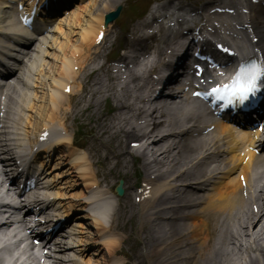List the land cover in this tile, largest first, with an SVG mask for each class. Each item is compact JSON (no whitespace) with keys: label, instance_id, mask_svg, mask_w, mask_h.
<instances>
[{"label":"bare ground","instance_id":"obj_1","mask_svg":"<svg viewBox=\"0 0 264 264\" xmlns=\"http://www.w3.org/2000/svg\"><path fill=\"white\" fill-rule=\"evenodd\" d=\"M107 2L115 1V0H105ZM108 4V3H106ZM1 6H0V35L4 33L16 32L20 33V31L16 30L12 25L13 22V15L10 13L9 16H5V14H1ZM104 8L94 11L90 10L87 13V19L82 16V14L74 13L72 18V23L70 20L68 21V25L71 24V27L74 25L76 27L75 30L70 31V35L66 36L69 40L65 43H62V59L59 66V71H57V76L50 78V82L45 81L46 79L40 77L44 81V87L48 89L47 93V100L44 101H34L38 97L37 85H41L42 83L37 80H33V73L35 75L36 71L38 74L42 71V61L36 54H32L31 50L29 49V59L26 61L22 68H19V76L15 77V88L13 92H16L19 96V106L21 107L22 114L29 110L31 111L33 108H37L34 117L35 124L32 123L33 116L29 117L27 114L23 115L25 118L21 119L19 122L12 121L10 124V130L5 129L7 133H11L15 140L16 144L25 148L24 142L28 139V136H25L27 132V127L35 129L36 126H39L41 117L39 116V112H44L45 110H50V113H47L43 116V122L40 125V129L36 130L35 132L38 134L43 127V129L47 128L51 131L55 130V127H64L67 119L73 117V122L76 123L77 121L81 123L83 126H90L92 132L94 133L95 142H98V146L102 145H109L108 151L110 152V156L106 155L104 157V161H106V165L111 163V161H115L114 166L112 168H108L111 171L115 169H123L128 168V164L126 159L124 158V150L125 147H121V138L124 139L134 137V127L136 126L137 119L136 113L135 116L129 115L127 112L131 110L134 111L133 105L136 104V101L133 98H129V86L125 87L124 97L119 100H112L114 109H119V111L124 112L125 116L122 117H115L116 124L104 125V116H100L99 113L94 112V106H96L97 110H100V103L101 100L104 98L107 100L110 97L107 94L108 88L101 89L99 86L95 88V93L92 92L90 99L87 100V95L90 93L87 89V86L84 85L82 87V94L81 98L79 96V91L81 90V84L74 82L71 85V91L69 94H64L63 89L68 84H64L66 80H69V75L71 74L72 77H76V73L73 72L72 68L77 64L78 66L82 67L80 60L78 62H73L77 60V57L83 54L84 49L87 51L90 50L91 42L96 34V32L100 29L102 24V16ZM2 15V16H1ZM7 19H6V18ZM250 24L255 31L260 30V33L264 34V17L255 11L249 15ZM83 21V25H82ZM79 27V31L77 28ZM60 28H58L59 30ZM78 36L79 43L76 45L71 44V34ZM21 35L15 34V38L20 39ZM169 33H165L161 38H167ZM23 39H20L22 41ZM49 43L45 42L44 44L47 45ZM71 44V45H68ZM41 49V48H40ZM67 49V50H65ZM65 50V51H64ZM33 57V59H31ZM23 70V71H21ZM131 79L135 82L136 78L142 77L145 74V71L140 72H130ZM39 77H36L38 79ZM76 78H73V80ZM36 81V82H35ZM46 82V83H45ZM37 84V85H36ZM132 88H137L136 84L131 86ZM101 92L102 98L100 100L95 99L96 94ZM76 94L77 98L73 101L72 97ZM13 96H10L8 101V106H5V109L12 110L10 105L12 102ZM131 99V104L125 106L124 102L127 99ZM86 107L81 111L80 114L73 113V109L71 110L70 102L73 101L79 103L86 101ZM39 102V103H37ZM178 106L185 105V101H179L176 103ZM44 106V107H43ZM74 106V108H75ZM166 106V105H165ZM81 109V107H77L76 110ZM96 111V110H95ZM165 111L162 109L155 108L152 114L151 120L154 118L159 117V121L163 119V114ZM73 113V114H72ZM120 113V112H119ZM42 113H40V116ZM70 115V116H69ZM45 117H47L45 119ZM165 120L157 125L156 129L151 128L149 132L144 133V137H148L147 140H151V144L148 145L150 147L151 153V160L144 163L146 169L152 170L150 174H157L156 177L152 179H148L147 183H152L154 180H163L168 177V184L165 185L162 189H155V191L150 193L149 199L157 200L155 206L163 209L164 213L167 212L169 209L170 217H168L167 222H158L159 215L162 210L155 211L154 217L152 218V213L143 211L140 214L139 219L141 221L140 233L146 234L149 233L147 236L149 240V248L146 243L143 241L144 248L150 253L152 264H238L235 261V258L231 256L232 251H230L227 246L229 245L228 241L230 240V245L237 250V252H248L251 249V246L254 245L258 247L259 254L262 256L264 260V247L258 246L260 240L264 238V200L258 195L256 197L255 205L258 208L256 213L251 212V209H248V205L246 202L241 201L237 198V192H235L232 188H225L229 187L233 183V179H229L231 174L235 170V165L231 166L226 172V179L228 180L227 183L223 185L218 184L215 187V195H210L204 197V200H200L195 202L196 199H193V195H189L188 193L183 194L181 191L185 185L182 184L191 176H195L196 174H206L207 168H193L189 170V166L185 164L184 172L180 176V183H178V177H172V173L175 172L178 165L181 167L184 165L187 156L190 153L197 151L198 149L191 147V144L185 142L184 144L175 145V143L171 146L167 145L168 137L173 136V128L177 124L175 116L166 115ZM134 118V119H131ZM12 117L10 116V112L7 115H3L0 117V124H7L11 121ZM90 119V120H84ZM169 119V120H167ZM13 120V119H12ZM167 120V121H166ZM168 123L170 128L166 134L161 133V129H159L162 125ZM39 124V125H38ZM55 125V126H54ZM127 125H130V128H126ZM26 126V127H25ZM69 128V127H68ZM3 129V127L1 128ZM66 130V129H64ZM4 132V131H3ZM3 132L0 133V149H3L6 144H8V140L6 141V136H2ZM5 132V133H6ZM36 134V135H37ZM161 134V135H160ZM104 140V142L102 141ZM113 140H117L118 146L115 148L111 147L110 145L113 144ZM122 140V141H123ZM36 141V140H35ZM34 141V142H35ZM202 147V146H199ZM204 147V146H203ZM232 146H228V149L231 150ZM149 149V148H148ZM147 149V150H148ZM92 149H90L91 151ZM70 151V152H69ZM67 152L69 156V160L74 168L76 169L78 175L81 180L85 183L84 187L85 190L95 189L96 192L93 194L95 200H100L107 198H113V184H108L106 179H102L100 174L104 175L107 178V175L103 173L102 169L100 171L91 170L93 168V164L90 161L91 154L89 153L88 156L79 157L75 155L74 149H69ZM174 151H178V155L174 154ZM180 151H182L180 153ZM215 150H213L214 152ZM125 153H128L125 151ZM145 151L142 152V156H145ZM86 160L88 166L81 168L82 161ZM95 165L100 166L103 168L105 165H100L99 161L94 162ZM166 166L167 169L165 172H161L160 168ZM197 169V173H194V170ZM171 175V176H170ZM117 174L115 173L112 178H116ZM126 176V175H125ZM124 176V177H125ZM170 176V177H169ZM205 176V175H204ZM101 178V179H100ZM89 179V180H88ZM207 180L205 178L203 181ZM202 181V182H203ZM201 182L192 183V185H199ZM198 188V186L194 187ZM238 189V188H237ZM112 190V191H111ZM171 192L170 197L164 195L165 192ZM85 194L81 195V199L85 198ZM130 198V197H128ZM129 200L125 202L122 201L119 204L117 202V208L112 216L110 221V227L106 228L102 226L100 223V218L98 216V212L92 209L90 219L91 224L96 225V227H101L98 229L104 231L108 229V232H112L115 230H122L121 224L125 223L126 221H130L132 218L131 209L129 211V217L127 218L126 209L130 205ZM145 203V202H144ZM183 203V205H181ZM168 204V208L162 207L163 205ZM196 205H205L201 209H199L200 215V223L195 225H190L184 222H180V220L187 218H193L194 213L191 211ZM200 206V207H201ZM86 207V206H85ZM252 208V205H251ZM186 209L188 212L186 213ZM81 211H84V208H81ZM81 218H87V216H82ZM230 222H237V225L234 227L236 228L235 234H232V239L227 238L228 233H230L229 223ZM80 228L83 225H79ZM168 227V229H167ZM144 229V230H141ZM77 235L73 239L76 241ZM242 238H249L252 239L247 244L241 243ZM104 243L106 242L107 245L111 246L113 243V239H111L110 234H105L99 237ZM169 241V242H168ZM256 244V245H255ZM168 247V248H167ZM115 247H113L114 249ZM167 249V250H166ZM256 249V250H258ZM71 254L70 257H77L76 255H72L74 250L67 249L63 250L62 253ZM231 253V254H230ZM66 259V262L69 264H80L79 257L77 259ZM66 262L58 259L54 262V264H66ZM163 262V263H162Z\"/></svg>","mask_w":264,"mask_h":264},{"label":"snow or ice","instance_id":"obj_2","mask_svg":"<svg viewBox=\"0 0 264 264\" xmlns=\"http://www.w3.org/2000/svg\"><path fill=\"white\" fill-rule=\"evenodd\" d=\"M261 77H264V65H257L254 61L249 64L241 63L234 72L230 82L212 88V93L219 99H233L243 104L249 95L254 94L260 87Z\"/></svg>","mask_w":264,"mask_h":264},{"label":"rangeland","instance_id":"obj_3","mask_svg":"<svg viewBox=\"0 0 264 264\" xmlns=\"http://www.w3.org/2000/svg\"><path fill=\"white\" fill-rule=\"evenodd\" d=\"M128 228V227H127ZM234 256V255H233ZM240 260V259H239Z\"/></svg>","mask_w":264,"mask_h":264}]
</instances>
